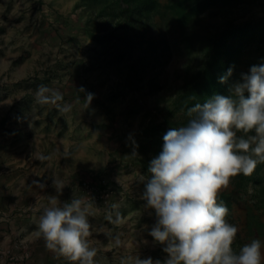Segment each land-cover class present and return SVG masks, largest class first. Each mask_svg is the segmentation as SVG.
<instances>
[{
  "label": "rangeland",
  "instance_id": "1",
  "mask_svg": "<svg viewBox=\"0 0 264 264\" xmlns=\"http://www.w3.org/2000/svg\"><path fill=\"white\" fill-rule=\"evenodd\" d=\"M260 64L264 0H0V157L56 164L59 194L91 205L96 264H163L141 198L148 163L189 108ZM218 202L239 229L234 250L259 239L264 254V163L232 177ZM34 249L18 239L0 264H71Z\"/></svg>",
  "mask_w": 264,
  "mask_h": 264
},
{
  "label": "clouds",
  "instance_id": "2",
  "mask_svg": "<svg viewBox=\"0 0 264 264\" xmlns=\"http://www.w3.org/2000/svg\"><path fill=\"white\" fill-rule=\"evenodd\" d=\"M232 74L230 67L219 82L227 83ZM48 91L44 85L38 88L41 102L48 101ZM85 99L90 103L93 94ZM187 115L186 125L164 134L162 151L148 163L141 198L156 217L148 235L166 253L163 264H264L259 239L234 250L239 229L218 202L232 177L251 176L264 163V64L242 73L228 95L213 94ZM53 184L63 192L62 181ZM90 208L80 198L60 202L50 197L37 222L45 247L71 264H96ZM135 264L162 262L137 256Z\"/></svg>",
  "mask_w": 264,
  "mask_h": 264
},
{
  "label": "crops",
  "instance_id": "3",
  "mask_svg": "<svg viewBox=\"0 0 264 264\" xmlns=\"http://www.w3.org/2000/svg\"><path fill=\"white\" fill-rule=\"evenodd\" d=\"M3 148L0 141V154ZM68 157L72 169L71 157ZM76 160L77 157L73 163L76 164ZM46 164L44 159L34 162L29 156L20 162L13 159L11 154L0 157V249L10 248L19 239L30 242L36 254L47 250L49 257L50 251L38 233L39 216L43 207L48 206L50 197L57 196L60 202L70 199L65 192L57 194L53 181L56 178L60 180L61 175L56 177V171L58 174L60 172L56 164L51 163L49 172L45 171ZM47 174L51 175V179ZM72 182L70 179L69 183Z\"/></svg>",
  "mask_w": 264,
  "mask_h": 264
}]
</instances>
